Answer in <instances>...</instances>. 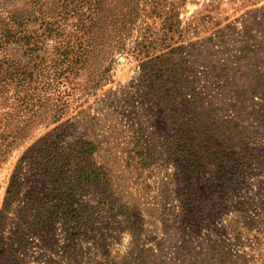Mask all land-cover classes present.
Wrapping results in <instances>:
<instances>
[{
    "label": "rangeland",
    "instance_id": "374dc122",
    "mask_svg": "<svg viewBox=\"0 0 264 264\" xmlns=\"http://www.w3.org/2000/svg\"><path fill=\"white\" fill-rule=\"evenodd\" d=\"M22 2L0 0L1 72L34 65L38 54L46 68L60 65L59 38L79 39L73 72L56 78L58 95H46L27 136L0 162V264H264V171L257 169L216 217L188 226L177 188L182 164L172 152L189 126V96L146 94L147 85H190L207 104L254 81L264 71V0H128L129 22L105 13L83 35L72 20L56 17L47 27L58 30L45 38L46 24L25 25L14 15ZM243 25L250 49L242 56ZM33 34L44 38L43 51L26 46ZM49 115L60 117L49 123ZM256 130L252 141L264 147V129ZM28 150L45 159L38 182L25 174ZM63 153L72 158L71 177L57 166ZM90 164L107 180L101 195L85 186ZM18 165L25 188L35 181L39 192L26 223L23 192L4 206Z\"/></svg>",
    "mask_w": 264,
    "mask_h": 264
},
{
    "label": "trees",
    "instance_id": "16d2710c",
    "mask_svg": "<svg viewBox=\"0 0 264 264\" xmlns=\"http://www.w3.org/2000/svg\"><path fill=\"white\" fill-rule=\"evenodd\" d=\"M111 1L117 0H51L50 3L47 0H23L21 8L23 11L14 15H18L25 25L31 21L40 23L39 27L46 24L40 33L44 38L50 36L51 30H58L51 27L56 17L65 21L72 20L75 31L82 30V34L85 35L101 17L105 16V13L117 14L124 18L125 22L130 21L128 0L127 3H122L118 10L108 8ZM48 24L51 26L47 27ZM168 28L171 30L173 26L168 23ZM241 29L245 41L241 42L244 43L239 49V54L243 56L250 49L247 41L250 37V27L243 25ZM40 34L27 36L26 46L33 51L37 48L43 51L44 38L39 41ZM78 39L69 33L59 38L60 65H50L46 68V65H41L42 55L38 54L35 56L38 57V62L34 65L27 68L18 66L17 72L0 71V162L6 160L10 152L22 142L24 136H27L23 134L30 130L39 118L43 102L49 100L46 95L58 93L60 88L58 85L61 82L58 80L57 83L56 78L67 77L73 72L71 63L74 59L75 42ZM45 69H51V77L43 75ZM253 79L254 81L249 77L246 82L230 90L225 98H220L218 102L209 101L207 104L200 101L199 98H202L200 95L196 94V97L192 95L193 87L190 85L158 83L146 86L148 88L146 94L150 99L169 97L175 101L176 97L189 96L190 104L187 111L190 119L186 121L189 122V126L180 133V139L177 140L172 152L182 164L180 169L182 182L177 188L183 208L182 216L188 226H197L216 217L218 211H222L231 199L237 197L240 188L249 177L256 174L254 172L257 169L264 171V147L252 141L253 133H258L256 129L258 127L264 129V71L256 72ZM57 95L53 99L56 100ZM49 116V123L60 117ZM42 156L40 152L34 153L30 150L25 154L27 164L25 174L28 178L36 179V182L39 176L43 175L41 173L45 159L42 160ZM60 158L57 163L60 173H69L70 177L74 175L70 153H63ZM90 166L85 177V186L101 195L106 188L107 180L101 173L102 167L92 168V164ZM22 172L24 167L18 165L11 175L4 206L10 204L13 194L23 192L25 202L21 221L26 223L31 215L29 200H32L33 206L37 204L35 199L39 192H36L35 181L32 187L25 188ZM204 176L206 178L202 181L203 185L201 178ZM260 205L264 209V199ZM237 206V210H242L243 201H238ZM130 214L132 213H129V216ZM40 215H36L32 221L38 222ZM134 264L145 263L140 259ZM179 264H184V259H181Z\"/></svg>",
    "mask_w": 264,
    "mask_h": 264
}]
</instances>
